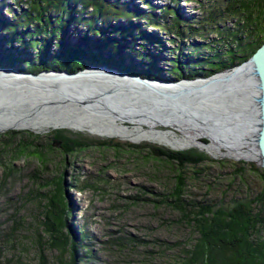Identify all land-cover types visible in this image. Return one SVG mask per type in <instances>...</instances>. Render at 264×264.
I'll return each instance as SVG.
<instances>
[{
	"label": "rangeland",
	"instance_id": "rangeland-1",
	"mask_svg": "<svg viewBox=\"0 0 264 264\" xmlns=\"http://www.w3.org/2000/svg\"><path fill=\"white\" fill-rule=\"evenodd\" d=\"M106 1L125 9V14L135 11L137 15L121 14L104 21L92 13L91 6L81 13L82 0H71L68 15L63 16L66 24L57 30L60 36L57 38L49 31L35 36L48 41L45 56L75 49L114 61L120 55L125 63H137L141 61L139 54L146 52L155 56L154 65L160 69L161 78L186 77L190 70L197 73L195 76H205L213 73L207 72L214 69L210 62L221 61L232 67L247 59L246 46L257 41L263 31L258 20L252 22L255 6H249L252 12L248 15L239 6L241 0ZM29 9L27 0H0V23L13 21V15H24ZM58 13L59 9L53 7L46 13L54 27H58ZM81 17L92 18L98 33L90 30ZM37 25L31 21L27 27L32 31ZM2 27L0 24V49L20 58L41 53L42 48L18 46ZM111 39L116 42L114 51L108 46ZM173 60H178L179 73L171 70ZM143 61L136 66L141 67ZM30 130H19L9 140L6 133H0V264H39V254L45 263H54L57 250L45 244L39 247L36 235L47 238L42 212L59 175L65 186L64 199L70 206L65 213L64 229L82 235L77 264L175 262L181 247H188L195 233L180 217L182 211L167 197L176 164L153 155L150 146L196 150L204 156L201 162L182 167L185 186L181 198L185 203L229 207L264 190L263 167L222 154L214 158L199 146L171 148L80 130L77 132L86 137V144L64 153L58 144L45 146L52 139L49 128L44 133ZM28 132L38 137L33 139ZM96 140L105 142L100 144ZM221 150L227 154L247 149ZM7 167L11 170L4 176ZM259 233L264 237V230Z\"/></svg>",
	"mask_w": 264,
	"mask_h": 264
},
{
	"label": "water",
	"instance_id": "water-1",
	"mask_svg": "<svg viewBox=\"0 0 264 264\" xmlns=\"http://www.w3.org/2000/svg\"><path fill=\"white\" fill-rule=\"evenodd\" d=\"M129 123L192 131L201 144L245 147L264 168V33L247 59L205 76L155 78L98 63L72 72L0 67V133Z\"/></svg>",
	"mask_w": 264,
	"mask_h": 264
},
{
	"label": "trees",
	"instance_id": "trees-1",
	"mask_svg": "<svg viewBox=\"0 0 264 264\" xmlns=\"http://www.w3.org/2000/svg\"><path fill=\"white\" fill-rule=\"evenodd\" d=\"M27 1L30 7L29 12L24 15L12 14L13 21L5 20L4 22L1 21L0 24L3 25L2 29L9 35V38L11 37L10 39L13 38L17 41L18 46L42 48L41 53L35 54L32 58H20L11 51L0 49V67L15 66L20 71L30 72H38L42 69H66L72 72L84 67L89 62H102L109 67L140 76L162 77L160 69L154 65L155 56L146 52L139 54V59L141 61L144 60L141 67L136 66V63H125L120 55L114 61L110 57L105 59L99 54L88 53L87 55L83 51L75 49H62L58 54L46 57L48 41L42 38L38 40L35 36L40 31L45 33L49 31L50 34L58 38L60 35L57 30L63 28L66 24L63 16L68 15L69 1L71 0ZM251 4L256 8V15L253 17L252 22L258 20L263 25V31L257 41L246 46L248 56L263 41L264 33V0H246V2L241 0L239 6L248 11V15H250L252 11L249 10V6ZM88 6H91L94 15H99L104 21L125 14V9H120L116 3H109L106 0H82L80 12L82 13ZM50 7L59 9L56 18L58 27H54L47 18L46 13ZM125 15L134 17L137 13L135 11H126ZM81 19L87 26H90V30L93 32L97 31V28L93 25L94 20L92 18L81 17ZM31 21L38 24L32 31L27 27L30 26ZM175 21L176 23L178 22L177 18H175ZM17 27H21L22 31L17 32ZM23 34L26 35V38H24ZM115 43L112 39L109 40L110 45L108 46H110V50L114 51L113 46H115ZM176 61L178 60L172 61L174 66H172L171 70L179 73V67L177 66L179 63ZM209 64L214 68L213 71H207L209 73L225 70V68L229 67V65L221 61H217V63L210 62ZM195 75L197 73L190 70L186 77ZM51 131L52 139L45 143L47 148L50 147L55 139L59 140L58 147L64 153L86 144V137L81 135L80 132L62 128L52 129ZM18 132L20 131L7 130L4 133L8 135L7 140H9ZM28 134L31 135L29 132ZM186 134L188 135L185 137L198 140L194 133ZM37 137L38 135L32 136L33 139ZM202 140L206 141L205 138H202ZM96 141L100 144L105 142L103 140ZM149 150L153 155L163 156L168 161L176 164V173L172 178L173 185L167 192V197L171 204H174L176 208L182 211L180 217L185 220L191 232L195 233L192 243L188 247H184V245L181 247L176 256V261H173L172 264H264V237H261L259 233L260 230H264V190L250 199L235 201L229 207L214 206L207 202L196 203L187 201L185 203L184 199L181 198L185 186L182 167L186 163H199L204 160V156L196 152V150L174 151L157 146H150ZM10 170L11 168L7 167L3 175L7 176ZM64 188L62 176L59 175L54 181V187L47 197L42 212V224L47 238L43 239L41 235L37 234L36 243L39 247L45 244L57 250L53 264H77V248L81 245L82 235L72 234L70 230L66 231L64 229L66 225L65 213L70 209L64 199ZM39 260V264H47L41 254H39Z\"/></svg>",
	"mask_w": 264,
	"mask_h": 264
},
{
	"label": "bare ground",
	"instance_id": "bare-ground-1",
	"mask_svg": "<svg viewBox=\"0 0 264 264\" xmlns=\"http://www.w3.org/2000/svg\"><path fill=\"white\" fill-rule=\"evenodd\" d=\"M152 77V76H150ZM156 78V77H155ZM130 126L124 127V128H109V129H102L97 128L93 125H84L82 127L83 130H87L90 133L97 134L99 136L103 137H111V138H117L119 140H127L130 142H140L142 140L145 141H151L156 142L171 148H184L189 146H199L202 150L206 151L208 154H210L212 157H220L222 156L234 158L235 160H245V161H253L255 162V157L249 153L247 150L244 151H237V152H225L221 150V148L217 145H210L207 144H201L196 140H193L192 138H188L185 136L177 137V133L180 135H185L186 133H193L192 131H178L174 128L167 127L166 129L168 131H157L154 130V128L157 129H163V126H151L147 129H144L145 127H138L135 123H129ZM28 129L33 130V132L37 133H44L48 131L49 127H42V126H29ZM188 135V134H187ZM198 138V137H197ZM198 143V144H197Z\"/></svg>",
	"mask_w": 264,
	"mask_h": 264
},
{
	"label": "built area",
	"instance_id": "built-area-1",
	"mask_svg": "<svg viewBox=\"0 0 264 264\" xmlns=\"http://www.w3.org/2000/svg\"><path fill=\"white\" fill-rule=\"evenodd\" d=\"M135 55H136V54H135ZM139 63L141 64V61H137V63H136V64H139ZM142 66H143V64H142ZM156 78H157V77H156Z\"/></svg>",
	"mask_w": 264,
	"mask_h": 264
}]
</instances>
